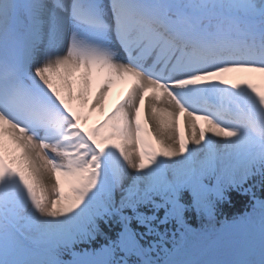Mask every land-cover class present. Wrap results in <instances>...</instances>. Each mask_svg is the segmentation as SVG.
Wrapping results in <instances>:
<instances>
[{
  "label": "snow or ice",
  "instance_id": "obj_1",
  "mask_svg": "<svg viewBox=\"0 0 264 264\" xmlns=\"http://www.w3.org/2000/svg\"><path fill=\"white\" fill-rule=\"evenodd\" d=\"M252 74L264 0H0V264H264Z\"/></svg>",
  "mask_w": 264,
  "mask_h": 264
},
{
  "label": "bare ground",
  "instance_id": "obj_2",
  "mask_svg": "<svg viewBox=\"0 0 264 264\" xmlns=\"http://www.w3.org/2000/svg\"><path fill=\"white\" fill-rule=\"evenodd\" d=\"M129 87V84L127 83H120L114 86V88L112 89V92L108 98V101L105 104L104 107V113L106 114L108 112V110L112 107V105L116 102L117 99L120 98V96L126 92L127 88ZM101 115L99 113V111H97L96 113H93L90 120H92V122L97 121L98 119H101Z\"/></svg>",
  "mask_w": 264,
  "mask_h": 264
},
{
  "label": "trees",
  "instance_id": "obj_3",
  "mask_svg": "<svg viewBox=\"0 0 264 264\" xmlns=\"http://www.w3.org/2000/svg\"><path fill=\"white\" fill-rule=\"evenodd\" d=\"M245 211V204L244 203H240V202H236L233 205H231L228 209H227V213H228V217L229 219H231L232 216H239L242 215ZM193 228H199L200 225L198 222L193 223L191 225Z\"/></svg>",
  "mask_w": 264,
  "mask_h": 264
},
{
  "label": "rangeland",
  "instance_id": "obj_4",
  "mask_svg": "<svg viewBox=\"0 0 264 264\" xmlns=\"http://www.w3.org/2000/svg\"><path fill=\"white\" fill-rule=\"evenodd\" d=\"M252 79H253V82L260 83V85H261V84H264V80H261L259 74H252ZM88 124H89V125L93 124V123H92V120L89 119V120H88Z\"/></svg>",
  "mask_w": 264,
  "mask_h": 264
}]
</instances>
